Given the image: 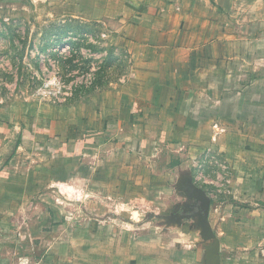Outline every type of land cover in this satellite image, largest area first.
Returning <instances> with one entry per match:
<instances>
[{
  "label": "crops",
  "instance_id": "1",
  "mask_svg": "<svg viewBox=\"0 0 264 264\" xmlns=\"http://www.w3.org/2000/svg\"><path fill=\"white\" fill-rule=\"evenodd\" d=\"M78 3L81 19L113 27L133 77L102 94L96 136L86 119L66 131L0 125V264H264V0ZM106 122L125 124L126 138L111 140ZM205 155L228 167V183L195 182ZM190 186L211 200L212 240L192 217L202 204ZM79 203L112 216L138 206L132 214H150L171 257L153 253L147 228L136 238L135 225L75 257L51 230Z\"/></svg>",
  "mask_w": 264,
  "mask_h": 264
},
{
  "label": "rangeland",
  "instance_id": "2",
  "mask_svg": "<svg viewBox=\"0 0 264 264\" xmlns=\"http://www.w3.org/2000/svg\"><path fill=\"white\" fill-rule=\"evenodd\" d=\"M78 1L0 0V125L17 127V131L31 130L40 121L42 126L52 124L56 130L66 131L86 119V125L91 127L84 125L89 135L96 136L100 130L102 94L106 93L105 100L112 97L111 91H117L132 79V68L129 55L112 38L113 27L81 19ZM117 96L120 97L119 92ZM113 124L106 122L104 127L110 130L108 137L122 142L127 136L125 124ZM159 159L162 164L168 163L167 158ZM168 173L174 177L176 171ZM152 191L149 197L159 203L160 192L154 188ZM81 205L63 208L65 218H55L58 226L51 230L55 245H75L72 249L75 257L95 252V249L82 250L85 243L100 241L111 247L117 235L112 232L133 225L139 229L136 238L144 228L150 231L153 253L171 257L150 214H132V208L113 216L104 212L99 215ZM137 210L138 206L134 211ZM35 223L36 219H31L29 227ZM97 232L101 234L95 239ZM69 255L67 251L61 256L69 258Z\"/></svg>",
  "mask_w": 264,
  "mask_h": 264
},
{
  "label": "built area",
  "instance_id": "3",
  "mask_svg": "<svg viewBox=\"0 0 264 264\" xmlns=\"http://www.w3.org/2000/svg\"><path fill=\"white\" fill-rule=\"evenodd\" d=\"M228 183V167L216 156L205 155L200 161L194 163V179L206 187H214L220 179Z\"/></svg>",
  "mask_w": 264,
  "mask_h": 264
},
{
  "label": "water",
  "instance_id": "4",
  "mask_svg": "<svg viewBox=\"0 0 264 264\" xmlns=\"http://www.w3.org/2000/svg\"><path fill=\"white\" fill-rule=\"evenodd\" d=\"M189 194L192 198L196 199L197 202L202 204L201 209L194 213L192 217H198L200 220V225L203 227V232L201 234L204 241H209L214 239V232L212 226L209 222V213L211 210V200L205 192L197 189L194 186L189 187ZM191 216H188V218Z\"/></svg>",
  "mask_w": 264,
  "mask_h": 264
}]
</instances>
